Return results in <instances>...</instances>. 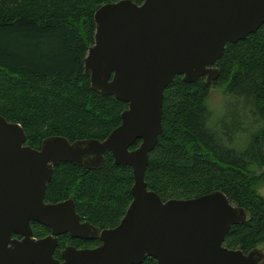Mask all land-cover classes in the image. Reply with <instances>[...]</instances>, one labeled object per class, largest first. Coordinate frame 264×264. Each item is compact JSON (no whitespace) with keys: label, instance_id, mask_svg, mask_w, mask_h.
<instances>
[{"label":"water","instance_id":"1","mask_svg":"<svg viewBox=\"0 0 264 264\" xmlns=\"http://www.w3.org/2000/svg\"><path fill=\"white\" fill-rule=\"evenodd\" d=\"M94 23L84 72L92 91L127 109L103 141L50 137L39 150L26 145L20 125L0 116V264H142L146 258L156 264H264L258 251L223 247L231 228L247 221L245 209L224 194L163 202L144 180L163 132L164 91L177 77L186 84L215 82L226 46L264 25V0H121L98 9ZM106 153L133 175L132 202L118 226L101 231L82 223L72 199L44 202L55 167L98 171ZM32 223L50 234L34 238ZM61 236L100 246H68L60 262L54 254Z\"/></svg>","mask_w":264,"mask_h":264},{"label":"trees","instance_id":"2","mask_svg":"<svg viewBox=\"0 0 264 264\" xmlns=\"http://www.w3.org/2000/svg\"><path fill=\"white\" fill-rule=\"evenodd\" d=\"M119 1L0 0V116L21 126L28 147L39 150L50 137L70 143L103 141L120 126L127 105L92 91L84 72L94 45V14ZM131 1L141 5L145 0ZM215 67L219 77L211 84L205 79L186 84L177 77L164 91L163 132L149 155L144 180L163 202L224 194L232 205L245 209L248 219L231 228L223 247L248 254L264 243V199L256 193L264 179V25L243 41L228 44ZM214 87L241 103L235 130L247 124V113L241 110L252 112L255 119L250 123H261L243 151L224 147L208 126L212 113L206 101ZM228 119L227 113L220 119L221 130L228 128ZM132 186L131 169L115 166L106 153L98 171L72 164L55 167L44 202L72 199L82 222L108 230L124 217ZM31 227L36 239L50 234L39 224ZM59 239L54 258L65 245L78 249L100 244ZM142 264L156 261L146 258Z\"/></svg>","mask_w":264,"mask_h":264},{"label":"rangeland","instance_id":"3","mask_svg":"<svg viewBox=\"0 0 264 264\" xmlns=\"http://www.w3.org/2000/svg\"><path fill=\"white\" fill-rule=\"evenodd\" d=\"M235 103V104H234ZM206 106L212 113V118L209 121V128L215 129L218 133L216 138L219 142H222L224 147L231 150L243 151L249 144L252 135L258 130L261 123L254 124L250 123L255 118L250 110H241L247 113V118L244 116V121L247 123L246 126H242L240 130H235V127L240 125L236 120V110L241 107V103L238 101L230 100L224 95V89L222 88H212L208 99L206 101ZM229 109V110H228ZM227 111V112H226ZM227 113L228 115V128L226 131L221 130L219 126L220 119ZM264 115V112L261 113ZM264 125V124H263ZM220 132V133H219ZM220 134V135H219ZM257 195L264 199V179H262L256 189ZM248 219V217H247ZM47 237V236H46ZM71 246V245H65ZM254 251L264 255V243L260 244ZM61 254V253H60Z\"/></svg>","mask_w":264,"mask_h":264},{"label":"flooded vegetation","instance_id":"4","mask_svg":"<svg viewBox=\"0 0 264 264\" xmlns=\"http://www.w3.org/2000/svg\"><path fill=\"white\" fill-rule=\"evenodd\" d=\"M82 222V221H81ZM83 223V222H82ZM85 223V222H84ZM87 223V222H86ZM89 224V223H88ZM13 239H16V240H20L21 238L20 237H17V236H13ZM59 241H60V239H58ZM96 241V240H95ZM87 242H90V241H87ZM100 246V244L99 245H97V246H95V247H91V248H78V249H95V248H97V247H99ZM59 247V246H58ZM67 246H65L61 251H60V253L66 248ZM57 250V249H56ZM56 252V251H55ZM61 255V254H60ZM60 255H56V260H59L60 262H62V260H61V257H60Z\"/></svg>","mask_w":264,"mask_h":264}]
</instances>
